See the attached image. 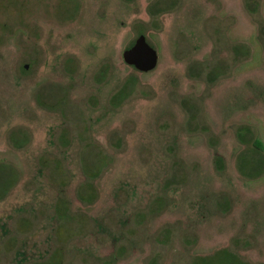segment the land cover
Returning a JSON list of instances; mask_svg holds the SVG:
<instances>
[{"label":"rangeland","instance_id":"1","mask_svg":"<svg viewBox=\"0 0 264 264\" xmlns=\"http://www.w3.org/2000/svg\"><path fill=\"white\" fill-rule=\"evenodd\" d=\"M142 33L150 72L122 56ZM253 139L264 0H0V264H264Z\"/></svg>","mask_w":264,"mask_h":264},{"label":"trees","instance_id":"2","mask_svg":"<svg viewBox=\"0 0 264 264\" xmlns=\"http://www.w3.org/2000/svg\"><path fill=\"white\" fill-rule=\"evenodd\" d=\"M70 143L66 142L64 145L68 146ZM252 147L256 148L258 151L264 150L263 143L258 139L252 140ZM225 158L223 156L216 157L217 169L224 170L225 168ZM257 175L263 174L262 171L256 172ZM89 187L93 188L92 181L89 180ZM84 192L80 193V200L89 202L91 199L85 197ZM64 194V193H63ZM59 195L55 205H54V214L58 221H66L69 215L70 205L66 195ZM44 259V258H43ZM49 261L43 260L40 264H63L64 263V254L62 251L55 252V255ZM104 264H110L107 260ZM192 264H252L251 262L245 261L240 255L230 250L229 248H222L215 253L209 255H199L197 256Z\"/></svg>","mask_w":264,"mask_h":264},{"label":"water","instance_id":"3","mask_svg":"<svg viewBox=\"0 0 264 264\" xmlns=\"http://www.w3.org/2000/svg\"><path fill=\"white\" fill-rule=\"evenodd\" d=\"M123 60L135 67L140 72H150L159 63V53L149 41L147 36L142 33L136 38L134 44L123 51Z\"/></svg>","mask_w":264,"mask_h":264}]
</instances>
